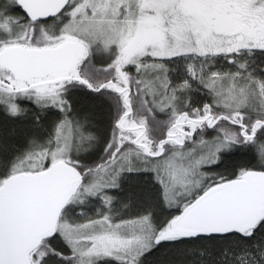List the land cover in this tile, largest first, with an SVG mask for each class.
I'll return each mask as SVG.
<instances>
[{
    "label": "snow or ice",
    "instance_id": "6c2138e0",
    "mask_svg": "<svg viewBox=\"0 0 264 264\" xmlns=\"http://www.w3.org/2000/svg\"><path fill=\"white\" fill-rule=\"evenodd\" d=\"M0 264H264V0H0Z\"/></svg>",
    "mask_w": 264,
    "mask_h": 264
}]
</instances>
